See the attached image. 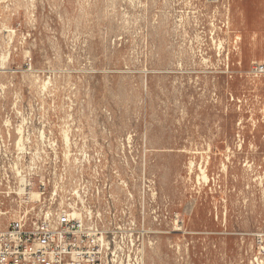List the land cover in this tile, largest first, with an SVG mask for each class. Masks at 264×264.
Segmentation results:
<instances>
[{"label":"rangeland","instance_id":"1","mask_svg":"<svg viewBox=\"0 0 264 264\" xmlns=\"http://www.w3.org/2000/svg\"><path fill=\"white\" fill-rule=\"evenodd\" d=\"M259 66L264 0H0V226L68 209L106 264H264Z\"/></svg>","mask_w":264,"mask_h":264},{"label":"built area","instance_id":"2","mask_svg":"<svg viewBox=\"0 0 264 264\" xmlns=\"http://www.w3.org/2000/svg\"><path fill=\"white\" fill-rule=\"evenodd\" d=\"M109 250L96 221L80 211L45 210L0 226V264H106Z\"/></svg>","mask_w":264,"mask_h":264},{"label":"bare ground","instance_id":"3","mask_svg":"<svg viewBox=\"0 0 264 264\" xmlns=\"http://www.w3.org/2000/svg\"><path fill=\"white\" fill-rule=\"evenodd\" d=\"M200 171H201L202 176H204V172H203L202 168L200 169ZM204 177H205V176H204Z\"/></svg>","mask_w":264,"mask_h":264}]
</instances>
